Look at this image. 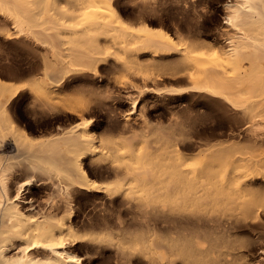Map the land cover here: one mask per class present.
<instances>
[{
  "label": "bare ground",
  "instance_id": "1",
  "mask_svg": "<svg viewBox=\"0 0 264 264\" xmlns=\"http://www.w3.org/2000/svg\"><path fill=\"white\" fill-rule=\"evenodd\" d=\"M129 1L0 0V264H264V0Z\"/></svg>",
  "mask_w": 264,
  "mask_h": 264
},
{
  "label": "rangeland",
  "instance_id": "2",
  "mask_svg": "<svg viewBox=\"0 0 264 264\" xmlns=\"http://www.w3.org/2000/svg\"><path fill=\"white\" fill-rule=\"evenodd\" d=\"M225 1L226 0H213V4L216 6L217 5L219 6L220 4H222ZM130 2L131 1L119 3L117 5V8H118L119 13L123 19H125L127 21L129 19L130 20L129 22H132V21L135 22V20H137L139 18V15L136 11L135 4H134V8H132L133 7L132 4H133L134 0L132 1V4ZM129 4H131V6ZM216 13H214L215 17H214V14L212 15V19L208 23L209 26L217 25L215 23H218L219 21H221L220 19L222 18L223 15L220 13V11H218ZM147 15H148L149 21H151L152 19H153L152 21H160L161 26L164 29H166L168 31L170 30V32H174V30H175V24L174 23L176 22V20L172 19V15L171 16L168 15L171 18H169L167 15H164L162 18H159V16H157V17H156V15L153 16L154 14H151V15L146 14V15H144L146 19H147ZM10 26H11V24H10L9 20L6 22V21H3V19H0V77H3V75L4 76L9 75V76H13V77H15V76L18 77L19 75L21 76L23 73H25V74L29 73L28 70H29L30 66H29L28 59L22 55V53H24L23 51L26 50L27 47H26V45H22V42H20L18 39L8 38L6 36V34L8 32L13 31L12 26L11 27ZM183 30H185V29H183ZM183 30L179 29V31L180 32L182 31L181 33L182 34L184 33V35L186 36L187 33ZM122 79H126V78L123 77ZM12 81L18 82L17 80H12ZM27 95L28 94L18 96L14 100L13 105L15 107H21L22 108L27 103V100H28ZM200 112H202V115ZM200 112L197 113V115H196V121L199 118V120H198L199 122H203V121L204 122L208 121L206 123L211 122V119L213 118L212 117L213 112L209 108H207L206 106L202 107V110L200 109ZM206 112H207V114H206ZM181 113L179 114V116L183 117V113H182V115H181ZM20 115L23 118V114H20ZM166 118L163 117L164 120H167ZM200 119H203V121ZM24 120H25V118H24Z\"/></svg>",
  "mask_w": 264,
  "mask_h": 264
}]
</instances>
